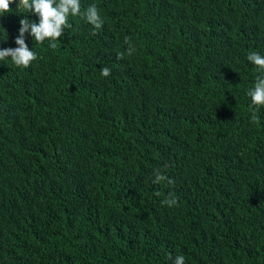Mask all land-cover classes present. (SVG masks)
Here are the masks:
<instances>
[{
	"label": "trees",
	"instance_id": "16d2710c",
	"mask_svg": "<svg viewBox=\"0 0 264 264\" xmlns=\"http://www.w3.org/2000/svg\"><path fill=\"white\" fill-rule=\"evenodd\" d=\"M17 3L0 49L18 47ZM92 4L101 29L69 17L55 49L25 35L30 67L0 61V264H264V107L247 95L264 0Z\"/></svg>",
	"mask_w": 264,
	"mask_h": 264
},
{
	"label": "clouds",
	"instance_id": "9594fccd",
	"mask_svg": "<svg viewBox=\"0 0 264 264\" xmlns=\"http://www.w3.org/2000/svg\"><path fill=\"white\" fill-rule=\"evenodd\" d=\"M16 2L17 0H0V13L4 15L10 12V5ZM17 11L22 14L26 13L24 18L20 20L21 27L19 28V35L15 40L18 47L0 49V61L10 59L13 65L22 69L30 67L32 62L38 58L35 51L31 50L26 43L25 35L27 33L31 34L36 45L47 43L49 47L55 49L57 47V40L64 35L66 29L72 26L69 23V17L79 16L83 18L93 26L94 30H99L104 25V20L100 15L98 7L92 4L82 11L81 0H18ZM28 14L38 16L39 22L30 21ZM93 34H95V31ZM124 43L128 45L126 53H118V59H124L125 55L130 57L136 51L135 45L128 37H125ZM247 59L256 66L257 71L260 73L256 77L254 87L247 92V95L251 98L253 106L264 107V55H261L259 52H250ZM101 75L105 78L109 77L111 69L102 67ZM252 118L253 120L256 119L255 114H253ZM166 167L167 165H165ZM152 182L154 184L164 182L168 184L174 183L160 169L155 170ZM155 195L160 196V193L156 192ZM161 203L168 207L179 206L174 194H170ZM173 264H186L184 256L178 255Z\"/></svg>",
	"mask_w": 264,
	"mask_h": 264
}]
</instances>
